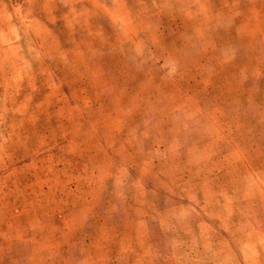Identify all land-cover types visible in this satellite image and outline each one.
Here are the masks:
<instances>
[{"label":"clouds","instance_id":"1","mask_svg":"<svg viewBox=\"0 0 264 264\" xmlns=\"http://www.w3.org/2000/svg\"><path fill=\"white\" fill-rule=\"evenodd\" d=\"M0 264H264V0H0Z\"/></svg>","mask_w":264,"mask_h":264}]
</instances>
